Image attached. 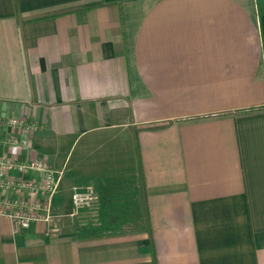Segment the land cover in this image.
I'll use <instances>...</instances> for the list:
<instances>
[{
	"label": "crops",
	"instance_id": "0c3cea01",
	"mask_svg": "<svg viewBox=\"0 0 264 264\" xmlns=\"http://www.w3.org/2000/svg\"><path fill=\"white\" fill-rule=\"evenodd\" d=\"M10 137L58 188L0 196L62 219L0 216V264H264V0H0V161Z\"/></svg>",
	"mask_w": 264,
	"mask_h": 264
},
{
	"label": "built area",
	"instance_id": "2783aa9c",
	"mask_svg": "<svg viewBox=\"0 0 264 264\" xmlns=\"http://www.w3.org/2000/svg\"><path fill=\"white\" fill-rule=\"evenodd\" d=\"M11 127H23L26 130H33L36 128L34 123H29L24 120L11 118L7 121ZM25 144L17 138H8L5 140V145L13 156L11 159L0 161V185L7 186L12 189H29L34 191L36 187L30 182H21L20 184H11L5 180L7 174L16 169L25 174L28 170L35 169L41 172L43 178L42 189L47 193L50 199L58 188V180L54 177L52 170L48 169L43 161H32L29 164L19 163L16 159L21 147ZM97 201L96 190L88 186L82 190H74L71 194V211L68 213L70 218L78 216L80 211L84 208H93ZM0 216L9 218L14 230L27 229L33 223L40 222L45 225L44 234L51 238H56L61 231V215L55 214L50 209V203L41 204L40 202L34 204L12 202L3 199L0 196Z\"/></svg>",
	"mask_w": 264,
	"mask_h": 264
}]
</instances>
